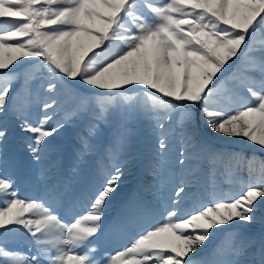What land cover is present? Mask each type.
<instances>
[{
  "label": "snow or ice",
  "instance_id": "snow-or-ice-1",
  "mask_svg": "<svg viewBox=\"0 0 264 264\" xmlns=\"http://www.w3.org/2000/svg\"><path fill=\"white\" fill-rule=\"evenodd\" d=\"M0 264H264V0H0Z\"/></svg>",
  "mask_w": 264,
  "mask_h": 264
},
{
  "label": "rangeland",
  "instance_id": "rangeland-1",
  "mask_svg": "<svg viewBox=\"0 0 264 264\" xmlns=\"http://www.w3.org/2000/svg\"><path fill=\"white\" fill-rule=\"evenodd\" d=\"M198 114V113H197ZM215 136L216 134H210ZM216 143L219 146L225 147L229 151H235L243 153L244 155H252L256 146H251L245 142L244 138H229V137H220L216 140ZM256 155H261L258 151L255 153ZM141 174L138 170L134 169L130 175H128L125 184L122 186V190L120 192V196L114 204V213L119 209V207L126 201L129 197L133 195V193L137 190L140 182H141ZM221 189L225 192L233 191L234 193L239 192V188H235L230 186L229 184L222 183ZM22 195H31L32 193L24 188L21 189ZM191 202H189L190 206ZM163 216L159 217V220L163 222Z\"/></svg>",
  "mask_w": 264,
  "mask_h": 264
}]
</instances>
